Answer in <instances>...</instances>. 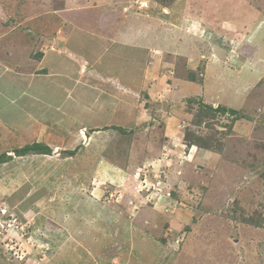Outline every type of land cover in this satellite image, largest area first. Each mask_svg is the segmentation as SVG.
<instances>
[{
	"label": "rangeland",
	"instance_id": "obj_1",
	"mask_svg": "<svg viewBox=\"0 0 264 264\" xmlns=\"http://www.w3.org/2000/svg\"><path fill=\"white\" fill-rule=\"evenodd\" d=\"M107 1L0 0V264H264V0Z\"/></svg>",
	"mask_w": 264,
	"mask_h": 264
},
{
	"label": "crops",
	"instance_id": "obj_2",
	"mask_svg": "<svg viewBox=\"0 0 264 264\" xmlns=\"http://www.w3.org/2000/svg\"><path fill=\"white\" fill-rule=\"evenodd\" d=\"M69 1L71 2V0H69ZM63 2H65V0H63ZM67 3H65V4H67ZM109 4H110L109 0L107 2H105V5L102 3L94 4L91 10L83 12L82 17L86 20V23H87V25H85V27L90 28V29L91 28H95V29L98 28L101 25V23L103 22V19H105L107 17L106 11L111 10ZM65 6L69 7V4H67ZM162 8H164V7H159L158 5H153V6L149 7L150 11H145L142 13L136 12L135 16H133L134 13H129V14L127 13L124 15L121 12L117 15L114 25L112 24L111 18H109V17L105 21L106 23L103 22V23H105V25L102 27H105V28L108 27L110 30L106 31L103 35H100L95 31L92 34H90V36L89 35L88 36L90 38H97V39L103 38L104 39L103 44L105 43L106 45H112V46H114V50L116 48H118L119 52H121V53H122V51H126L127 49L130 50V48H132L131 51L133 53L140 54V55H142V57L144 55L149 56L150 52H153L154 54H158V52L160 51L159 49H155L154 47L143 46L142 44H140V42L135 43V45H131L129 42L132 43L133 41L122 40L120 38L118 32L123 31L122 28L125 27V25L145 24L146 23V24L151 25L152 27L154 25V27H153L154 30L159 29V31H158V35H160L159 38H165L166 35L169 38H177L176 37V31H178V30L181 31V29H182V28H180L177 30V28L180 27L181 25L176 24L177 19L174 16V12L176 11L177 5H172L171 7H166L167 10H165V8H164L163 12H162ZM125 12H128V11H125ZM76 21H80V17H76ZM154 22H155V24H153ZM181 23H183V22H181ZM169 24H171V26H169ZM173 24H174V27H172ZM111 28H114V30L112 31ZM89 32H90V30H89ZM99 32L102 33V31L100 29H99ZM110 32H112V34ZM182 32L185 33L184 30H182ZM183 35H185L186 37L192 36L191 33H189V34L185 33ZM155 38H158V36L155 35ZM170 53H172V52H170ZM92 60L96 61L95 58ZM115 60H116V58H115ZM149 68H151L152 70H155L153 67H149ZM149 74L150 73H148V75L144 74L145 79L147 78V76H149ZM158 76L160 78H163L162 75H158ZM120 77H122V76H120ZM122 79H123V77H122ZM37 256H38L37 254H34V255L32 254L31 258H27V260L25 261L26 264H45L46 259H41V260L39 259L38 260ZM14 264H24V263H21L19 261L14 260Z\"/></svg>",
	"mask_w": 264,
	"mask_h": 264
},
{
	"label": "trees",
	"instance_id": "obj_3",
	"mask_svg": "<svg viewBox=\"0 0 264 264\" xmlns=\"http://www.w3.org/2000/svg\"><path fill=\"white\" fill-rule=\"evenodd\" d=\"M232 111H234V110H232ZM235 112V111H234ZM39 146H37V145H31V146H26L25 148H22V150H20V152L22 151V152H26V151H31V150H36L37 148H38ZM43 154H47V155H49V153L48 152H46V153H43ZM42 156H46V155H42Z\"/></svg>",
	"mask_w": 264,
	"mask_h": 264
},
{
	"label": "built area",
	"instance_id": "obj_4",
	"mask_svg": "<svg viewBox=\"0 0 264 264\" xmlns=\"http://www.w3.org/2000/svg\"><path fill=\"white\" fill-rule=\"evenodd\" d=\"M145 5V4H144Z\"/></svg>",
	"mask_w": 264,
	"mask_h": 264
}]
</instances>
